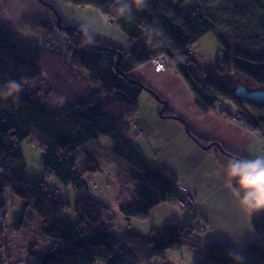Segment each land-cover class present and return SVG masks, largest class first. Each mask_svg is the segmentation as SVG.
I'll list each match as a JSON object with an SVG mask.
<instances>
[{
	"label": "trees",
	"instance_id": "obj_1",
	"mask_svg": "<svg viewBox=\"0 0 264 264\" xmlns=\"http://www.w3.org/2000/svg\"><path fill=\"white\" fill-rule=\"evenodd\" d=\"M59 1L98 11L127 37L130 47L124 50L87 34L92 38L88 45L84 31L73 27L66 32L68 47L58 53L53 47H26L10 28L0 26V90L9 81L23 84L18 96L0 95V256L7 231L13 253L24 255L30 264H170L169 254L180 251L196 232L192 223L173 220L147 236L136 231L117 232L112 227L118 213L125 222L147 221L153 208L174 205L181 198L177 177L166 168L150 167L129 139L128 124L137 114L139 96L145 91L152 97L155 93L133 78L132 71L167 56L202 114L222 106V102L231 103L237 110L238 124L264 139V104L234 94L238 87L264 90V3L145 0L138 6L125 0L131 11L121 16L117 0ZM52 22L56 25L55 16ZM43 23L50 27L51 22ZM208 34L219 47L214 58L218 75L232 70L250 83L236 74L232 84L231 77L221 81L209 75L202 78L193 71L199 72L188 49ZM43 74L52 89L30 92L27 84ZM164 114L170 115L169 110ZM30 137L41 151L48 181L81 192L72 205L45 179L25 175L21 143ZM100 137L111 141L109 158L119 170L115 209L93 195L89 187L90 175L100 167L97 159L85 150L78 154V149ZM191 137L208 145L193 134ZM223 150L231 157L246 158ZM5 189L21 203L10 228L6 224ZM68 209H72L75 221L67 218ZM245 209L253 238L238 251L220 242L209 244L199 252L202 258L195 264H241L232 253L243 256L242 264H264V210ZM181 210L188 214V210ZM32 220L38 221L40 235L47 237L40 238L38 233L48 245L41 252L36 251L37 245L25 251L26 245L17 243L32 232ZM104 221H109L107 228L100 227Z\"/></svg>",
	"mask_w": 264,
	"mask_h": 264
},
{
	"label": "crops",
	"instance_id": "obj_2",
	"mask_svg": "<svg viewBox=\"0 0 264 264\" xmlns=\"http://www.w3.org/2000/svg\"><path fill=\"white\" fill-rule=\"evenodd\" d=\"M46 1L60 12L64 24L81 29L83 25H87V34L95 39L124 50L130 47L127 37L98 11L89 7H75L59 0ZM46 9L37 0H0V26L11 28L27 21L35 23L48 16ZM199 45V41L194 43L193 59H196L194 50H197ZM217 52H215L216 56ZM210 61L208 64L202 61L198 63L197 60L195 62L202 78L206 75L221 81L230 78V74L225 72L221 76L218 75L216 63ZM132 76L166 101L170 115L164 114L165 117L160 118L158 116L160 104L156 106L151 102H149L150 112H142L139 99L144 92L141 93L138 98L140 116L137 114L128 124L129 133L140 136L141 141L140 144L131 143L144 158L145 154H149L152 163H149L146 158L145 160L150 167L166 168L172 172L179 181L178 186H183L184 192L191 195L196 204L192 217L186 216L184 211L173 204L158 205L150 211L148 224L135 227L134 230L147 236L152 233V230H159L173 220L181 223L190 222L197 228L190 240V247L193 250L201 252L204 247L215 242L224 243L233 251L242 249L253 238L254 232L250 224L249 212L237 202L227 186L226 166L234 157L226 155L228 153L224 154V150L222 153L215 146L209 150H203L194 137L192 138L186 132L184 123L197 138L208 144L216 142L226 151L246 158L261 156L264 139L260 134L251 132L240 124H231L220 105L207 114H202L197 109L194 96L188 86L172 69L156 72L152 64L147 63L134 69ZM144 95L151 96L146 91ZM152 99L155 101L153 97ZM138 129L142 133L135 134L134 131ZM162 146L164 149L162 154L169 157L159 156L158 152ZM111 191L110 197L107 194L103 195L98 189L91 192L96 197L109 201L110 203H107L115 209L118 193V183L115 181ZM116 217L121 219L119 215ZM126 223L131 225L134 220ZM6 234L7 231L3 237L4 245Z\"/></svg>",
	"mask_w": 264,
	"mask_h": 264
},
{
	"label": "rangeland",
	"instance_id": "obj_3",
	"mask_svg": "<svg viewBox=\"0 0 264 264\" xmlns=\"http://www.w3.org/2000/svg\"><path fill=\"white\" fill-rule=\"evenodd\" d=\"M38 1V0H37ZM46 3L50 4L53 6L51 3H49L46 0H43ZM264 3V0H260ZM39 2V1H38ZM40 3V2H39ZM45 7V6H44ZM54 7V6H53ZM47 8V7H46ZM49 11H48V10ZM46 11L48 12V16L42 19L41 21L43 22H51L50 27L46 28V25H44L43 22L41 21H36L35 23L31 21H27L26 23L22 25H15L11 27L10 29L15 33L17 38L22 42L23 45L29 48H39V47H45V48H51L53 50H57V52H64L65 49L68 47L69 40L68 37L66 36L67 31H62L59 30L55 23L53 21V16L54 13L51 11V9L47 8ZM56 12L60 15V12L54 7ZM56 18V17H55ZM62 20V18H61ZM62 23L64 26H68L64 24L63 20ZM70 28H77L82 31L80 27L76 26H68ZM199 48L197 50H194L195 52V57L197 62L202 61V63L208 64L212 61H214L215 58V52L219 49L218 44L216 43L215 39L213 38L212 35L208 34L200 38L199 40ZM191 53V52H190ZM193 54V52L190 54V56ZM200 57H202L200 59ZM198 62V63H199ZM174 70L173 68H170ZM175 71V70H174ZM200 72V71H199ZM230 77H231V83H235V72L230 70ZM198 76L202 74H197ZM238 78H242V81H245L246 83H250L248 78L244 77L243 75L236 74ZM224 77V76H223ZM27 87L30 92L34 93L38 90H43V91H48V89H52V86H49L47 83V80L45 78V74L42 75V77H38V79H35L34 81L30 82L27 84ZM55 90L51 91V95ZM143 93V92H142ZM145 94V92H144ZM142 95L139 99V107L140 109H143L142 112H150V106L149 102L155 104L156 106L160 104L161 109L163 108V105L159 103L154 97V100L152 99L151 96L149 95ZM155 102V103H154ZM160 109V110H161ZM165 112V111H164ZM163 112V114H164ZM224 112V111H223ZM138 116L139 113L137 111ZM136 114V116H137ZM135 116V117H136ZM140 130V129H138ZM134 133H138L137 130L134 131ZM142 133V131H141ZM188 133L191 135V131H188ZM139 134V133H138ZM130 141L135 143V144H140L141 137L135 136L130 134L129 137ZM216 143V142H214ZM218 144V143H217ZM209 145V144H208ZM207 146V144L205 145ZM204 146V147H205ZM111 147L112 143L108 139L104 137H100L99 139L87 143L83 148L78 149V154L85 150L87 153L95 157L98 161L99 164V169L95 174L90 175V184L89 187L91 190H97L100 191L103 195L107 194L108 197H110V193L112 192L111 189L113 187V182L116 181V175L118 174L119 170L117 169V165L110 161V158L112 155L111 153ZM203 147V145H201ZM214 147V146H213ZM217 147V146H215ZM219 150L220 148L217 147ZM222 148V147H221ZM211 149V148H210ZM21 150L22 154L25 160L26 168H25V175L28 178L35 179V180H42L45 179V181H48V179L45 176V169H44V164L40 160L41 156V151L38 147L37 142L33 139V137H30L27 140H24L21 143ZM164 151L163 146L161 147V150L158 152L159 156L163 157H169V156H164L162 152ZM222 153H224L223 149L220 150ZM225 154V153H224ZM261 156H264V146H262V153ZM171 157V156H170ZM145 158L148 160L149 163H152V159L149 156V154H145ZM80 167V164H79ZM109 175V177L107 176ZM94 177V178H93ZM47 179V180H46ZM94 184L92 186L91 184ZM99 184V185H98ZM48 186L52 188L54 191H57L58 195L60 198L64 201L69 202L71 205L75 202L77 197L80 195V191L73 189L69 185H63L59 182H56L54 185H52L48 181ZM106 200V199H105ZM4 202L6 206V224L10 228L11 225H13L16 221V218L19 215V211L21 208V203L20 201L15 198L11 193L9 192L8 189H5L4 191ZM109 202V201H107ZM105 201V203L110 206L108 203ZM110 203V202H109ZM178 203V202H177ZM174 204L176 207L181 209L178 204ZM114 204V203H113ZM195 203L192 207H194V210H191V208L188 206V214L185 213L186 216L189 217L190 214H193L195 211ZM181 212V211H180ZM186 212V211H185ZM119 215V213H118ZM66 216L70 221H75L76 217L72 211V209H68L66 212ZM181 216H183V213L181 212ZM121 217V216H120ZM191 217V215H190ZM148 221V220H147ZM147 221H139V220H134V223L131 225H127V223L124 221L123 218H117L116 220L114 219V223L116 224L114 227V230L117 232H125V231H135V227H142L143 225L148 224ZM37 220H32L30 228L32 229V232H28V237L26 240L21 236L20 239H18L17 243L18 244H25L26 247L25 251L31 248L33 245H37L36 251L41 252L45 249H47L48 245L46 246L44 242L40 240V238H47L44 237L43 235H40V226L37 224ZM109 221H104L101 223L100 227L102 228H107ZM125 222V223H124ZM112 223V222H111ZM38 233L40 235V238L38 236ZM4 240V239H3ZM48 240V239H47ZM35 243V244H34ZM46 243V242H45ZM8 237L7 234L5 235V247L3 252V258H0V262L3 264H30L28 259L22 255V254H17L15 255L10 248L8 247ZM191 242L189 241L188 243L184 244L182 249L180 251L176 252H171L168 257V263L170 264H195L196 262L201 260V254L198 251L193 250L191 247ZM10 248V250H9ZM191 248V249H190ZM192 250V251H191Z\"/></svg>",
	"mask_w": 264,
	"mask_h": 264
},
{
	"label": "clouds",
	"instance_id": "obj_4",
	"mask_svg": "<svg viewBox=\"0 0 264 264\" xmlns=\"http://www.w3.org/2000/svg\"><path fill=\"white\" fill-rule=\"evenodd\" d=\"M119 7L118 13L126 16L131 11V4L125 0H117ZM132 3L138 6L145 4V0H132ZM88 42L92 38L87 35L88 26L83 25ZM23 90V84L19 81H9L0 95L7 98L18 96ZM227 186L236 197L237 202L250 212L264 210V156L256 158H233L228 161L226 166ZM236 261H243V256L239 253H232Z\"/></svg>",
	"mask_w": 264,
	"mask_h": 264
},
{
	"label": "built area",
	"instance_id": "obj_5",
	"mask_svg": "<svg viewBox=\"0 0 264 264\" xmlns=\"http://www.w3.org/2000/svg\"><path fill=\"white\" fill-rule=\"evenodd\" d=\"M194 48V44L192 46H190V48L188 49V53L191 54L192 53V49ZM191 52V53H190ZM154 70L156 72H162L165 71L167 69L173 68V64L171 62V60L165 56V55H161L158 58H156L155 60H153L151 62ZM195 73H199L198 71L193 70ZM223 108H224V113L226 115V117L228 118V121L231 124L237 125L238 124V119H237V110L236 108L231 104V103H227V102H222L221 103ZM131 129V127H130ZM137 132L140 134L141 130H137ZM53 182V181H52ZM88 184H90V180L88 182ZM92 186H94L93 182L91 184ZM178 191L179 194L181 195L180 200H178V206L181 209H186L188 210V206L191 208V210H194V207H192L194 205V201L191 195H189L187 192H184V188L183 186H178ZM0 258H3V255L0 256Z\"/></svg>",
	"mask_w": 264,
	"mask_h": 264
},
{
	"label": "water",
	"instance_id": "obj_6",
	"mask_svg": "<svg viewBox=\"0 0 264 264\" xmlns=\"http://www.w3.org/2000/svg\"><path fill=\"white\" fill-rule=\"evenodd\" d=\"M43 6L51 9V11L54 13L55 17H56V27L59 29V30H62V31H70L72 28L68 27V26H64L63 23H62V20H61V17L60 15L56 12V10L54 9L53 6H51L50 4L46 3L45 1L43 0H38ZM87 43L88 45L89 42H88V39H87ZM120 58V57H119ZM234 94L236 97L240 98V99H243L245 101H249V102H252V103H255V104H264V90H255V91H247L244 87H238L234 90ZM153 96L154 98L163 105V108L159 111L158 113V116L160 118H163L165 117L163 112L167 109L168 105L166 103V101H162L155 93H153ZM184 123V122H183ZM184 126H185V130L186 132H188V127L186 125V123H184ZM213 146H217L220 148V150H222L223 148H221L222 146L220 144H217V143H210L209 145L207 146H203L202 149L203 150H209L210 148H212Z\"/></svg>",
	"mask_w": 264,
	"mask_h": 264
}]
</instances>
